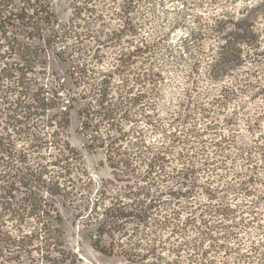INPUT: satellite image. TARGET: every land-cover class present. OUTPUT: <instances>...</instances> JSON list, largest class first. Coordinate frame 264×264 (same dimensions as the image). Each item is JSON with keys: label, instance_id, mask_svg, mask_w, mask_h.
Returning <instances> with one entry per match:
<instances>
[{"label": "trees", "instance_id": "1", "mask_svg": "<svg viewBox=\"0 0 264 264\" xmlns=\"http://www.w3.org/2000/svg\"><path fill=\"white\" fill-rule=\"evenodd\" d=\"M227 24L223 27L218 24L213 29L221 43L216 54L206 64L204 75L216 83L221 78L229 77L230 81L214 84L213 87L218 88L214 96L209 91L201 93L204 97L210 95V100L206 106H202V103L197 106L198 114L206 120L201 135L211 133L217 136V133H221L219 130L222 131L219 139H209L208 144L200 150L203 158L201 167H205L201 170L209 181L204 191L205 202L197 205L189 203L187 206L190 209L186 207L189 210L186 217L182 218L180 212L185 208L168 207L166 214L161 213L158 210L160 205L157 204L159 198L150 197L145 187L139 186L135 193L125 191L110 194L105 183H102L98 191L100 198L94 203L87 221L93 219L96 222L90 246L103 256L121 257L123 264H182L183 255H186L187 264H216L211 254L219 251L222 259L218 264H227L226 259L230 256H237L236 264H257V261L260 264L261 260L264 261V257H259L261 245L251 243L249 251L242 253L244 244L235 233L238 227H226L224 224L239 218L240 229L243 230L258 223L256 204L260 199L264 200V193L257 195L254 200L237 201L238 193L232 189L233 194H223L220 199L222 189L210 186L217 179L213 177V169L226 168L227 161L235 159H240L244 168L242 172L232 174V181L227 183L229 188H233V183L239 184L238 190L240 193L243 191L248 198L255 195L253 185L263 184L261 177L253 174L258 166L253 155L261 149V145L255 141L253 145L238 143L236 131L231 129L237 121L233 118L219 121L213 117L212 111L216 107L219 113L226 109L228 111L229 105L240 98L264 100V83L258 79V69L264 66V0H242L241 7L235 10ZM63 35L64 25L54 13L51 0H0V131L5 130V134H0V226L1 222L9 220V216L12 220H31L33 223L29 233L20 232L16 237L0 228V264H23L20 260L22 256L29 259L28 264L77 262L76 256L63 243L60 228L63 219L56 207L55 198L72 194L70 189H76L77 183H81L84 189L91 184L83 171L79 152L69 142L71 115L78 98L69 90L65 91V98L58 95L57 91H50L52 95L49 97L46 95L49 91L43 86L37 88L31 97L28 95L34 83L29 74H33L36 68L44 71L48 67L46 56L55 41L62 39ZM62 53H58V58H62ZM199 65L200 62L194 63L188 78L191 79L199 72ZM100 76L104 78L90 85L88 93L78 94L81 99L89 97L77 112L82 119V130L92 129L90 122L93 116L99 114V111L101 113L109 101L111 86L107 77L110 76ZM4 82L10 84L5 88ZM197 85V81L191 79L190 89L183 91L187 103L193 100L192 92L198 90ZM9 96H12L11 101ZM144 96V93H139L135 100L140 101ZM92 100L95 104H92ZM241 108L244 110L242 106H238L237 110ZM108 112L107 109L103 117L111 120L113 111L111 109V114ZM262 116L264 113L245 120L248 132L253 133ZM179 118V115H173V120ZM222 126L229 128L227 135ZM194 129L195 125L191 131L192 137L199 136V132ZM172 137L175 138L173 142H182L179 135L172 134ZM96 140L97 137L93 135L92 143L86 145V149L93 150L97 146ZM105 140L102 139L98 147H106ZM107 140L110 141L108 153L114 154L115 141ZM190 142L188 139L183 144L189 147ZM18 143L23 144L20 150H17ZM209 148L212 149L211 153ZM149 149L155 147L150 146ZM156 149L157 153L147 163L148 171L143 180H149L150 173H155L156 169L163 170L167 163L168 149ZM107 161L111 168H115V160L111 155ZM185 170L187 172L184 176L187 179L189 176L195 177L200 169L197 170L196 165L191 163ZM74 171L86 176V180L78 176L77 182L73 183L70 175ZM174 172L179 171L173 169L171 173ZM163 174L166 173L163 171ZM194 184L191 183L186 189L189 195L192 194ZM181 185L185 186V183ZM99 204L103 206L101 213L96 212ZM246 214L250 220L246 221ZM258 227L263 228L259 223ZM159 231H169L168 238L175 239V244L169 245L168 238L164 239L162 234H158ZM190 232L195 235L190 236ZM207 242L208 247H204ZM164 251L173 258L165 260ZM33 253L38 258L33 257ZM253 254L259 256L253 257Z\"/></svg>", "mask_w": 264, "mask_h": 264}, {"label": "rangeland", "instance_id": "2", "mask_svg": "<svg viewBox=\"0 0 264 264\" xmlns=\"http://www.w3.org/2000/svg\"><path fill=\"white\" fill-rule=\"evenodd\" d=\"M51 3L59 22L64 25V35L62 39L55 41L46 56L48 67L44 71L36 68L33 74H29L34 83L28 95L31 97L37 88L43 86L49 91L46 94L49 97L52 95L50 91H57L58 95L65 98V91L69 90V93L78 98L71 115L69 142L79 152L83 171L91 181L87 189L77 183L76 189L69 188L72 194L55 198L56 207L63 219L60 227L62 240L65 248L76 256V264H123L121 257L103 256L90 246L96 222L93 219L88 222L87 216L100 198L98 191L102 188L101 184L105 183L110 194L125 191L135 193L139 186L145 187L150 197L161 199L157 200L160 201L157 204L160 205L158 210L161 213L166 214L168 207L185 208L180 212L182 218L186 217V212L190 209L187 206L189 203L197 205L205 202L204 191L209 181L201 170L205 167H201L203 158L200 156V150L208 144L209 139H219L222 131L219 130L221 133H217V136L211 133L201 135L206 120L198 114L197 106L201 103L206 106L210 100V95L204 97L201 93L209 91L211 96H214L218 89L213 87L214 84L230 81L229 77L221 78L217 83L210 81L204 72L210 57L216 54L221 43L218 34L213 31L214 27L218 24H221V27L226 26L235 10L241 7L242 0H51ZM61 52L62 58H58V53ZM196 62H200L199 72L191 79L197 81L198 90L192 92L193 100L187 103L183 98V91L190 89L191 79L187 76ZM101 74L110 76L107 77L111 86L108 99L110 103L105 104L101 113L98 110L100 115L93 116L90 122L92 129L82 130V119L77 112L89 97L86 100L81 99L78 94L88 93L90 85L99 83L104 78ZM258 79L264 83V66L258 69ZM9 84L4 82L5 88ZM139 93H144L145 96L136 101ZM9 97L11 101L12 96ZM92 104H95L94 100ZM238 106L244 107V110H237ZM107 109L109 114L111 109L113 111L111 120L103 117ZM217 111V107L212 111L215 119L222 121L225 118H233L237 121L236 126L231 129L236 131L238 143L253 145L255 141L261 145V149L256 150L253 155L258 164L253 174L255 177H261L263 184L253 185L255 195L248 198L244 196L243 191L240 193L238 190L239 184L233 183V188H229L227 183L232 181V174L242 172L244 168L243 162L235 159L227 161L226 168L213 169V177L217 179H214L210 186L222 189L220 199L223 194L231 195L234 192L232 189H236L237 201L254 200L257 195L264 193V116L259 118V126L253 133L248 132L245 120L254 119L264 113V100L258 98L251 101L248 98H240L229 105L228 111ZM174 114L180 118L173 120ZM248 122L250 123V120ZM194 125L195 132L200 134L196 137L191 135ZM221 128L227 135L229 128ZM0 134H5V130L0 131ZM172 134L179 135L182 142H173L175 138ZM93 135L97 137V146L88 150L86 145L92 143ZM102 139H106V147L100 148L98 146L101 145ZM107 139L115 141L114 154L108 153L110 141ZM188 139L192 141L188 143L191 148L183 144ZM22 145L18 143L17 150H20ZM150 146L155 149L150 150ZM156 147L168 149L167 163L163 170L156 169L155 173H150L149 180H143L148 171L147 163L151 156L157 153ZM211 150L209 148L208 151ZM52 153L56 154L54 151ZM228 153L230 154V151ZM110 155L115 160V168H111L107 161ZM191 163L200 170L195 177L189 176L186 179L185 169L190 167ZM173 169L179 172L173 174ZM163 171L166 174H163ZM78 176L83 180L87 178L74 171L70 175L73 183L77 182ZM181 183H185V186ZM191 183H195V186L189 195L186 189ZM193 198L195 199L192 200ZM256 205L258 223L263 228L259 229L258 223H254L241 230L239 218L224 224L226 227H238L235 233L241 237V243L244 244L242 253L249 251L251 243H255L261 245V255L252 256L263 258L264 200L260 199ZM102 207V204H99L96 212L101 213ZM244 218L246 221L251 219L247 214ZM32 224L31 220L16 221L9 216V220L1 222L0 228L16 237L20 232L29 233ZM158 234H162L166 239L169 231H159ZM189 235L193 236L195 233L190 232ZM167 243L175 244V239L169 237ZM208 244L209 242L205 243L204 247H208ZM163 253L165 260L173 258L167 251ZM185 256L183 255L182 264H187ZM33 257L38 258L35 253ZM211 257L218 264L222 253L218 251L211 254ZM235 257L237 256L224 258L227 264H236ZM20 260L23 264L29 263V259L24 256ZM260 264H264V261L261 260Z\"/></svg>", "mask_w": 264, "mask_h": 264}]
</instances>
